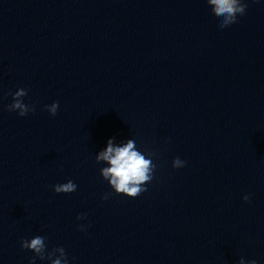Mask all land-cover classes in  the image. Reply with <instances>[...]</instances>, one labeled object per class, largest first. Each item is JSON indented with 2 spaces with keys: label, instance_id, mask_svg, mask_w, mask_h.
Returning <instances> with one entry per match:
<instances>
[{
  "label": "water",
  "instance_id": "95a60500",
  "mask_svg": "<svg viewBox=\"0 0 264 264\" xmlns=\"http://www.w3.org/2000/svg\"><path fill=\"white\" fill-rule=\"evenodd\" d=\"M243 2L221 29L206 0H0V264L37 235L68 264H264V0ZM110 138L154 153L136 198L100 174Z\"/></svg>",
  "mask_w": 264,
  "mask_h": 264
},
{
  "label": "clouds",
  "instance_id": "9594fccd",
  "mask_svg": "<svg viewBox=\"0 0 264 264\" xmlns=\"http://www.w3.org/2000/svg\"><path fill=\"white\" fill-rule=\"evenodd\" d=\"M206 2L210 6L212 14L219 18V28L221 29L236 23L237 18L244 15L248 7L243 0H206ZM26 95L27 91L25 89H18L12 94L13 103L7 106L8 110L17 112L20 117L26 116L29 112H34L35 106H29L23 101V97ZM58 108V101L53 102L51 105H45V109L51 116L57 114ZM113 139L110 138L107 141L106 148L95 157L97 163L104 161L108 165L101 168L100 174L116 194L136 198L147 191L145 185L153 179L156 165L152 163L151 157L154 153H147L146 158V154L137 149L134 140L129 139L122 146H117L113 143ZM172 164L174 168H180L185 166L187 161L176 157ZM76 188L77 185L71 180L53 186L54 192L58 194L72 193ZM110 195V193H106L102 199L107 200ZM244 200L250 201L251 195L246 194ZM77 219H84V216L79 215ZM79 230L83 231V226H80ZM20 246L22 250L27 249L34 253L29 264H35L37 258L40 260L48 259L51 264H68L65 249L63 247H55L48 251L45 238L42 236L37 235L30 240L21 239ZM239 264H258V262L255 259L245 260L244 257H241Z\"/></svg>",
  "mask_w": 264,
  "mask_h": 264
}]
</instances>
